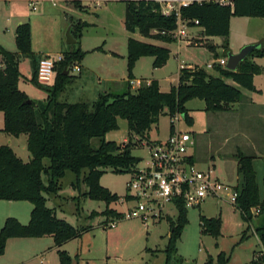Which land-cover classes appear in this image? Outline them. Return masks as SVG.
<instances>
[{
	"label": "rangeland",
	"instance_id": "rangeland-1",
	"mask_svg": "<svg viewBox=\"0 0 264 264\" xmlns=\"http://www.w3.org/2000/svg\"><path fill=\"white\" fill-rule=\"evenodd\" d=\"M81 3L85 6H77L72 1L53 3L51 0H39L34 4L35 9H32L24 0H0V46L16 52L14 41L16 21L22 19L30 25V48L33 56L20 55L18 70L21 76L17 83L18 89L29 99L40 102L46 98L45 86L51 83L43 85L35 80V61L45 55L56 57L77 48L84 51L83 61L73 64L78 65L81 71L75 69L69 71L72 78L59 95L60 100L76 102L91 101L98 92H120L126 88L128 37L166 46L170 50L168 59L162 66L153 68V57L146 56L132 69V75L143 81L147 78L157 79L162 91H167L176 84L181 61L186 67L203 68L216 74L214 67L219 64L214 62L212 68H208L206 64L215 60L213 58L215 54L217 59H226L227 52H231L223 46L224 38L218 35L208 36L202 40L198 38L199 35L191 39H186L185 35L180 40L175 39L167 43L144 37L138 30L129 32L124 27L123 0L101 1L100 6H94L86 0H81ZM78 21H86L87 25L83 27L79 37H74L75 43L67 44L66 29L71 23L76 24ZM260 30H264V18L234 16L227 42L230 39L239 40L245 36L259 34ZM74 34H77L75 29ZM250 59L252 60V57ZM261 65L263 71L256 81L263 86V92L256 96L264 102V59ZM90 70L104 82L98 84L96 76ZM130 85L133 90L135 84ZM187 108L193 122L191 125L187 124L180 115L178 127L180 131L188 132L194 140L191 152L196 166L203 170L209 167L212 169L213 178L224 183L236 184L235 154L238 151L243 154L254 153L252 144L258 145L264 154V121H255L252 115L261 112L253 108L244 109V106L227 112L206 111L203 100L198 98L189 100ZM170 121V115L165 109L157 122L151 125L147 137L142 138L141 144L138 143L132 148L131 154L146 159L148 152L143 143L165 138L170 130ZM104 138L124 147L129 139L126 120L118 118L117 128L107 132ZM138 139V136L131 137L135 142ZM91 142L93 146H97L98 139L93 138ZM44 162L47 163L48 160L44 159ZM261 165L258 161L259 172ZM128 178L129 172L116 173L107 168L100 177V184L120 198L126 192ZM72 180L73 174L67 171L60 181L59 194L47 196L46 205L55 208L59 218L75 227H88V230L59 248L54 246V240L50 236L31 238L32 241H36L38 247L30 248L23 254L17 249H4L0 254V264H15L16 260H21L19 258L28 254L31 260L27 264H58V249L67 251L73 258L77 255L78 264H165L164 249L169 236L166 216L175 219L177 215V210L172 204H168L164 211L168 215L163 214L157 221L144 223L139 218L116 220L103 214L107 205L101 200L82 199L79 209L76 210V199L73 197L78 195V192L71 187ZM0 205V211L9 214L6 217L17 218L13 214L23 212L24 207L29 204L26 201H8L0 202ZM125 206L119 199L108 204L109 208L116 211H123ZM186 210L187 223L176 243L175 253V256L181 257L186 264H205L209 255L212 264H216L220 252L224 258H228L225 264H247L261 251L254 231L258 212L254 213L250 222H247L241 218L239 210L230 201L213 198H206L200 206L188 207ZM200 215L221 217L218 237L201 232ZM113 220L116 222L115 225L109 226L108 223Z\"/></svg>",
	"mask_w": 264,
	"mask_h": 264
},
{
	"label": "trees",
	"instance_id": "trees-1",
	"mask_svg": "<svg viewBox=\"0 0 264 264\" xmlns=\"http://www.w3.org/2000/svg\"><path fill=\"white\" fill-rule=\"evenodd\" d=\"M123 1L124 27L127 31L138 30L142 36L162 42L175 41L168 33L175 28L173 13L162 14L159 3L154 0ZM72 2L80 5L78 0ZM180 14L182 19L188 20V25L202 27L204 35L222 36L223 46L228 49L230 17H264V0H232L231 4L193 3L182 7ZM195 20H198L197 24ZM86 25V21L71 23L72 36L79 37ZM162 30L165 33L162 34ZM14 41L16 52L0 46V111L4 117L1 130L13 136L26 134L30 159L25 162L8 145H0V200L28 201L32 208L29 221L25 224L12 216L4 219L0 228V254L4 252L9 238L51 236L54 246L59 248L88 230V227H75L58 218L55 208L46 205L47 196L59 194L60 181L67 171L73 174L70 185L78 192L73 197L76 199V210L79 209L80 200L89 198L106 203L103 214L119 217V211L108 207V204L119 199V195L100 184V177L106 169L111 168L116 173L132 169L136 162V157L131 154L132 148L147 137L151 125L157 122L165 109L170 116L180 113L184 121L191 125L193 121L185 107L191 99L203 100L206 111L225 112L242 100L243 94L239 87L258 92L253 76L261 73L262 68L253 61V57L264 56L263 37L257 42L260 46L251 51L235 70L217 65L214 67L216 74H213L203 68L181 67L177 84L168 91L160 90L156 79L141 80L142 83L132 90L129 80L133 76L135 62L142 56H152V67H160L168 59L170 50L165 46L128 37V80L125 89L120 92H100L91 101L60 100V93L72 78L69 72L65 74L64 71L84 57V51L77 48L62 54V59L55 63L53 81L45 86L46 98L35 102L17 86L21 76L18 70L20 55L33 56L28 22L15 27ZM36 65L35 61V80L40 84L36 79ZM226 79L232 80L237 86L229 84ZM118 118L125 119L127 123L129 139L124 147L104 138L107 132L117 128ZM132 136H138L139 139L132 141ZM93 138L98 139L97 146L92 145ZM235 156L237 196L234 206L244 221L250 222L255 211L259 215L254 231L261 251L247 264H264V157L243 154L241 151ZM44 159L48 162L45 163ZM258 161L262 164L260 172L257 169ZM186 213L183 202L178 200L175 219L166 216L169 236L164 249L165 264H186L181 257L175 256L176 243L187 223ZM199 221L203 234L215 238L220 235V216L200 215ZM57 254L59 264H78L77 255L73 258L67 251L60 249ZM227 260L220 252L216 264H225ZM205 264H212L210 255Z\"/></svg>",
	"mask_w": 264,
	"mask_h": 264
},
{
	"label": "built area",
	"instance_id": "built-area-1",
	"mask_svg": "<svg viewBox=\"0 0 264 264\" xmlns=\"http://www.w3.org/2000/svg\"><path fill=\"white\" fill-rule=\"evenodd\" d=\"M35 9V2L39 0H24ZM72 1V0H51ZM79 1V0H78ZM99 6L101 1L106 0H86ZM159 3L161 13L164 15L174 14L176 18L175 28L168 33L180 40L186 35V30L190 26L187 21L181 18L180 9L193 3L213 2L219 4H231L232 0H154ZM195 24L198 20L194 21ZM153 32H157L153 30ZM161 33H165L164 30ZM62 59V54L56 57L45 55L37 60L36 79L40 84L47 85L53 81L55 63ZM227 58H215L213 62L206 64L208 68L213 67V63L225 67ZM179 68L186 67L184 63L179 64ZM80 70L78 65L69 66V71ZM130 84L139 86L141 80H129ZM180 113L170 116L172 125L169 134L165 139L146 141L148 157L139 158L129 171V178L126 182V192L119 198L125 204V209L119 211L121 214L115 218H139L147 221H157L163 216L168 204H172L177 210V201L181 200L185 208L198 207L206 198L226 199L234 204L237 189L236 184L224 183L213 178L212 169L205 170L196 166L191 148L194 140L188 132L179 130L178 120ZM257 212V211H255ZM168 215V214H165ZM169 216V215H168ZM115 221H110L109 226H114Z\"/></svg>",
	"mask_w": 264,
	"mask_h": 264
},
{
	"label": "crops",
	"instance_id": "crops-1",
	"mask_svg": "<svg viewBox=\"0 0 264 264\" xmlns=\"http://www.w3.org/2000/svg\"><path fill=\"white\" fill-rule=\"evenodd\" d=\"M5 1H11V0H5ZM79 3L80 5L82 6H85L81 3V0H79ZM100 6V5H99ZM234 16H231L230 17V20H229V34H230V31H231V25H232V19H233ZM238 17H247V16H238ZM264 18V17H262ZM23 20L22 19H18L16 21L17 25L22 23ZM16 25V26H17ZM14 29V28H13ZM15 31V29H14ZM228 34V36H229ZM186 39H191L192 37L196 36V35H199L198 38L199 39H206L208 36L204 35L203 34V29L202 27L200 26H189L186 30ZM264 35V30H260L259 34H254V35H250V36H245L244 38L242 39H239V40H233L230 39L228 41V49L231 50L232 53H236L239 51V49L246 45V44H249V43H254V42H257L259 39H261ZM156 40V39H155ZM160 41V40H158ZM186 42V40H184ZM127 43V42H126ZM187 43V42H186ZM201 43V42H200ZM166 47V46H165ZM168 48V47H167ZM104 51V50H103ZM126 52H127V48H126ZM146 56H142L140 57L136 62H135V65H134V68L137 64V62L139 60H141L142 58H144ZM215 57V55L213 56V58ZM39 59V58H38ZM215 59V58H214ZM264 59V56L262 57H254L253 58V61L256 62L257 64H259L261 66V68L263 67L261 65V62L262 60ZM83 61V59L81 60ZM37 62V60H36ZM183 61H181L182 63ZM184 63V62H183ZM81 71V68L80 70ZM91 71V70H90ZM262 71H263V68H262ZM97 78V82L98 84L104 82L102 79H99V77L93 72L91 71ZM179 72V70H178ZM178 72H177V80H178ZM211 73V72H209ZM261 73L259 74H255L253 76V83H254V86L255 88L258 90V92H255V91H249V90H246L242 87H239L242 94H243V98L241 101L239 102H236L232 105L231 109L230 110H233V109H236V108H240L241 106L243 107L244 106V109L247 107V108H253L257 111H260L261 113H253L252 115L255 117V121H261L263 120L264 121V102H261V100L256 96V95H259L263 92V86L259 83H257L256 81V78L260 75ZM141 80V78H137L135 77L134 75L132 76V78L130 80ZM150 79H155V78H147L146 80H150ZM134 80V81H135ZM157 80V79H156ZM158 81V80H157ZM229 84H232L234 83L232 80L230 79H227V81ZM177 84V82H176ZM176 84L172 85V86H175ZM233 85V84H232ZM235 86H237L235 84ZM138 87L136 84H135V87L134 89ZM160 88V87H159ZM170 89V88H169ZM168 89V90H169ZM244 89V90H242ZM161 90V89H160ZM167 90V91H168ZM107 92V91H105ZM99 93V92H98ZM98 93L96 94V96L98 95ZM94 95V97H96ZM188 102V101H187ZM187 102L185 104V107L187 108ZM204 102V101H203ZM204 107H205V104H204ZM188 109V108H187ZM229 110V111H230ZM227 112V111H225ZM248 112H250L248 110ZM3 125H4V117H3V113L2 111H0V145H8L10 148H12V150L15 152V154L21 158L23 161H28L30 159V154L26 148V140H27V136L26 134H20L18 136H13V135H10L6 132H3L1 129L3 128ZM169 134V133H168ZM167 134V136H168ZM166 136V137H167ZM165 137V138H166ZM165 138H162V139H165ZM156 140H160V139H156ZM252 147L255 149V152L252 153L253 155H256V156H259V157H264V154L261 153V151L259 150V146L258 145H255V144H252ZM257 149V150H256ZM258 151V152H257ZM48 200V198H47ZM0 202H8V200H0ZM28 202V201H26ZM47 203V201H46ZM29 205H27V207H24V210L23 212L19 213V214H13L14 216H16L19 221L23 224L27 223L29 221V218H30V211H31V208H32V204L30 202H28ZM1 207V205H0ZM49 207V206H48ZM5 212L3 211H0V226H2L3 224V221L4 219L6 218L7 215L9 214H3ZM55 214L57 216V213H56V210H55ZM58 217V216H57ZM59 218V217H58ZM44 237V236H42ZM51 237V236H50ZM25 238V239H24ZM24 238H20V237H14V238H9L7 239L6 241V244H5V250H10V249H17L18 252L20 253H24V252H27L30 248H35V247H38L36 244V241H32L31 238H34V237H24ZM41 238V237H39ZM21 240H25V241H21ZM51 248V247H50ZM30 254H28L27 256H24L22 258H19L21 260H16L17 262H15V264H27L30 262L31 260V256H29ZM59 264V262H58Z\"/></svg>",
	"mask_w": 264,
	"mask_h": 264
},
{
	"label": "water",
	"instance_id": "water-1",
	"mask_svg": "<svg viewBox=\"0 0 264 264\" xmlns=\"http://www.w3.org/2000/svg\"><path fill=\"white\" fill-rule=\"evenodd\" d=\"M66 43L67 44H73L76 42V39L71 34V26L69 25L66 29ZM260 45L257 42L249 43L244 46H242L238 52L232 53L230 51L227 52V61L225 64V68L229 70H235L238 66V64L254 49L258 48ZM215 58V57H214ZM69 70H65L64 73L67 74ZM136 162L139 160L138 157H136Z\"/></svg>",
	"mask_w": 264,
	"mask_h": 264
}]
</instances>
